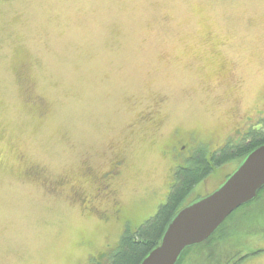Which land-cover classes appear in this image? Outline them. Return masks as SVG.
Wrapping results in <instances>:
<instances>
[{
	"label": "rangeland",
	"instance_id": "1",
	"mask_svg": "<svg viewBox=\"0 0 264 264\" xmlns=\"http://www.w3.org/2000/svg\"><path fill=\"white\" fill-rule=\"evenodd\" d=\"M256 108L264 0H0V264H83L155 216L176 168L212 160ZM120 154L114 193L94 202L87 168ZM115 200L126 209L104 219ZM239 215L182 264H264V234Z\"/></svg>",
	"mask_w": 264,
	"mask_h": 264
},
{
	"label": "water",
	"instance_id": "2",
	"mask_svg": "<svg viewBox=\"0 0 264 264\" xmlns=\"http://www.w3.org/2000/svg\"><path fill=\"white\" fill-rule=\"evenodd\" d=\"M264 187V144L252 149L225 182L209 195L181 208L160 243L140 264H177L190 247L206 242L239 207Z\"/></svg>",
	"mask_w": 264,
	"mask_h": 264
},
{
	"label": "trees",
	"instance_id": "3",
	"mask_svg": "<svg viewBox=\"0 0 264 264\" xmlns=\"http://www.w3.org/2000/svg\"><path fill=\"white\" fill-rule=\"evenodd\" d=\"M262 144H264V131L252 135L248 141L238 145L228 143L225 149L214 154L212 162L200 156L196 158L194 164L176 168L174 183L167 201L161 204L155 216L142 225L125 231L120 239V249L113 264H140L143 258L160 243L173 216L187 205L186 197L198 182L206 178L214 167L237 158L242 160L252 149ZM236 213H240L238 220L242 225L241 232L251 233L261 229V233L264 234V187L254 200L236 209L206 242L188 248L177 264H182L190 251L209 245L214 236L224 228L226 221ZM243 258L244 256H241L239 260Z\"/></svg>",
	"mask_w": 264,
	"mask_h": 264
},
{
	"label": "flooded vegetation",
	"instance_id": "4",
	"mask_svg": "<svg viewBox=\"0 0 264 264\" xmlns=\"http://www.w3.org/2000/svg\"><path fill=\"white\" fill-rule=\"evenodd\" d=\"M264 109H254L253 114L247 115L243 122L236 126V128L230 132L226 137L229 138L228 143H233L238 145L243 141H248L252 135L261 133L264 131V119L261 117ZM216 150L214 154H216ZM208 162H212L209 158L206 159ZM127 158L125 155H115L110 162L109 168L101 173L95 171V168L88 167L87 175L93 176L96 180V187L94 192L91 194V198L94 202L100 201L102 198L112 195L114 193V182L123 173L124 167L126 166ZM188 166V165H187ZM93 211L92 208H89ZM125 206L119 200L112 202L111 206L107 208L108 212H103L102 216L104 219L110 220L112 216L120 217L121 213L124 212ZM120 222V221H117ZM125 233V232H124ZM123 233V234H124ZM120 242V241H119ZM116 242H105V244L96 248L92 251V255L87 256L83 259V264H113L115 256L118 255V250L120 249V243Z\"/></svg>",
	"mask_w": 264,
	"mask_h": 264
}]
</instances>
